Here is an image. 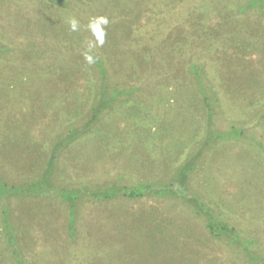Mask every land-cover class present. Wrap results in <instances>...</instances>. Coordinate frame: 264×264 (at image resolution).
<instances>
[{
	"label": "rangeland",
	"instance_id": "374dc122",
	"mask_svg": "<svg viewBox=\"0 0 264 264\" xmlns=\"http://www.w3.org/2000/svg\"><path fill=\"white\" fill-rule=\"evenodd\" d=\"M61 1L0 0L1 175L21 181L43 170L56 136L97 107L100 79L84 56L93 42L107 92L134 91L64 147L55 182L160 187L199 144L203 107L215 108L219 128L242 126L263 148L219 141L198 159L189 188H171L200 196L245 242L254 239L256 256L212 238L193 203L170 196L84 201L70 232L58 195L16 196L0 185V264H11L4 221L28 264H264V0ZM96 17L108 20L102 44L88 28Z\"/></svg>",
	"mask_w": 264,
	"mask_h": 264
},
{
	"label": "trees",
	"instance_id": "16d2710c",
	"mask_svg": "<svg viewBox=\"0 0 264 264\" xmlns=\"http://www.w3.org/2000/svg\"><path fill=\"white\" fill-rule=\"evenodd\" d=\"M55 2L61 3V0H53ZM94 57L95 70L99 76L100 83L98 84V99L97 107L92 108V112L87 116V119L83 122L72 123L68 127L57 135V139L53 140L49 145V152L47 159L45 160L43 170L37 171L31 177L26 178L21 181L7 180L6 177L1 175L0 172V185L2 189L7 190L12 195L23 196L27 194H44V193H54L58 195L63 201L67 202L70 209L69 215V231H73V223L75 217V209L82 202H87L90 200H106L112 199L119 194L130 198H142V197H167L178 199L180 201L184 200L187 203H193L196 212L205 217V226L210 234V236L216 240L225 241L228 246H233L235 251L240 253V255L245 256H256L253 254V245L255 240L244 241L242 239L239 229L233 225H228V223L222 218V216L216 212H213L210 207L205 204L200 196L193 195L190 198H182V196L176 193L171 187L178 185L180 187L189 188V178L190 174L196 168L198 159L204 154L209 146L219 142L226 141L229 139H241L245 142L247 135V130L245 131L242 126L230 125L226 128H219L216 124V110L215 108L204 106L205 120L203 134L199 141V144L195 146L194 150L189 153L183 162L177 167L170 179H168L162 186L157 187L152 183L148 182H135L130 186H117L116 184H111L110 186L104 188H97L95 190H88L84 188H68L67 186L58 185L54 180L56 164L58 156L61 151L69 143L80 138L82 135L91 131L95 124L96 118H100L103 110L109 109V105L117 101V96L122 94H130L133 90L123 89V87H115L112 94H109L107 88L108 76L107 69L104 66L103 60L98 56ZM193 67H196L193 65ZM197 83L199 81L197 80ZM200 84V83H199ZM110 95V96H109ZM209 92L202 90L201 97L204 99L209 96ZM97 118V119H98ZM257 126L259 130H262L264 134V115H259L257 120ZM251 136L250 140L254 139ZM247 143L256 144L258 148H263V141H248ZM121 178V175H117L114 180L116 182ZM202 198V197H201ZM5 233H3V247L8 253V261L11 264H28L25 258L22 256L19 245L17 243L15 234L12 232L6 221L3 222Z\"/></svg>",
	"mask_w": 264,
	"mask_h": 264
},
{
	"label": "clouds",
	"instance_id": "9594fccd",
	"mask_svg": "<svg viewBox=\"0 0 264 264\" xmlns=\"http://www.w3.org/2000/svg\"><path fill=\"white\" fill-rule=\"evenodd\" d=\"M107 23L108 20L106 17H96L90 19L89 21L88 28L95 35L99 44L103 43V36H104V31L101 25H106ZM70 27L72 31L78 30V21L76 19H72L70 21ZM95 46H96L95 43L89 42L88 44L89 51L84 53L86 61L90 64L94 62V57L93 55L90 54V52Z\"/></svg>",
	"mask_w": 264,
	"mask_h": 264
}]
</instances>
